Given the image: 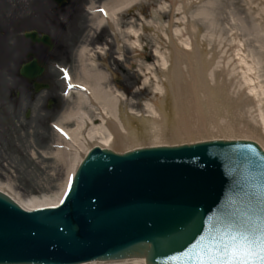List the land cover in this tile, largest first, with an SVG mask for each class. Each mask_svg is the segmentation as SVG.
Wrapping results in <instances>:
<instances>
[{
	"label": "water",
	"instance_id": "water-1",
	"mask_svg": "<svg viewBox=\"0 0 264 264\" xmlns=\"http://www.w3.org/2000/svg\"><path fill=\"white\" fill-rule=\"evenodd\" d=\"M204 36L199 48L175 42L180 47L168 51L162 92L154 95L161 94L160 116L127 118L122 128L107 121L106 144L118 152L194 143L124 153L94 146L58 207L24 210L0 191V264L127 257L177 264L170 256L195 264L197 253L244 238L264 191V150L244 140L259 142L245 127L249 95H232L226 77L206 81L217 49L200 47ZM34 66L20 73L36 75ZM209 138L244 139L195 142Z\"/></svg>",
	"mask_w": 264,
	"mask_h": 264
},
{
	"label": "rangeland",
	"instance_id": "rangeland-1",
	"mask_svg": "<svg viewBox=\"0 0 264 264\" xmlns=\"http://www.w3.org/2000/svg\"><path fill=\"white\" fill-rule=\"evenodd\" d=\"M144 22L143 36L139 29L144 51L137 49V45L131 47L130 65L138 68H127L124 75L108 73L103 82L112 93L119 94L117 107L124 115L129 110L140 115L152 114L156 87L164 81L165 72L161 58L153 52L168 51L170 35L177 42L173 29L178 30V38L198 33V41L205 35L200 47L217 49L218 68H222L229 88L246 83L247 78H254L256 89L260 83L264 88V0H174L173 4L172 0H147ZM140 23L142 20L135 17L127 26L137 30ZM27 27V0H0V188L24 204L34 198L54 199L65 187L77 144L62 136L52 124L70 130L75 126L74 118L65 117L76 110L78 92L68 85L82 77L81 68H51L61 106L56 114L45 113L40 104L47 90L30 94L19 74L26 58L23 33ZM260 99L263 108L255 111L256 122L264 110V95ZM79 109L87 113L92 124L99 123L96 106L83 102ZM248 122L255 121L246 112L245 123ZM81 136L76 138L80 140Z\"/></svg>",
	"mask_w": 264,
	"mask_h": 264
},
{
	"label": "flooded vegetation",
	"instance_id": "flooded-vegetation-1",
	"mask_svg": "<svg viewBox=\"0 0 264 264\" xmlns=\"http://www.w3.org/2000/svg\"><path fill=\"white\" fill-rule=\"evenodd\" d=\"M107 1L62 0L59 3L55 0H27V31L35 33V36L26 38L25 61L36 60L43 71L28 79L30 84L26 87L31 94L33 90L35 92L36 82L48 84L45 88L47 94L40 104L45 113L56 114L61 106L53 86L51 68H91L94 65L95 68L116 69L123 75L127 68H138L130 65L127 25L133 20L130 17L138 11L144 14L145 3H138L116 22L105 20L102 26L97 27L92 9L100 10ZM43 36L48 37L50 43L42 41ZM83 48L87 54L81 56Z\"/></svg>",
	"mask_w": 264,
	"mask_h": 264
},
{
	"label": "bare ground",
	"instance_id": "bare-ground-1",
	"mask_svg": "<svg viewBox=\"0 0 264 264\" xmlns=\"http://www.w3.org/2000/svg\"><path fill=\"white\" fill-rule=\"evenodd\" d=\"M140 0H108L104 4V9L106 12V17L111 18L113 21L117 18L118 15L128 10L131 6L136 4ZM174 0H172L173 3ZM166 5H163L164 9ZM179 8H182L181 6H178ZM187 10V8H186ZM155 21L159 22V17L156 15L153 16ZM105 19V16H101L97 18V24L101 25L103 24ZM129 33L134 36V42L133 45H137V37H138V31L129 29ZM172 34L174 35V38H177V43H183V44H189L194 45L195 39L192 40L191 36L186 37V35H183L182 37H177L178 34L177 29L172 30ZM193 35V33H191ZM169 38V36H168ZM169 51V50H168ZM168 51L165 53L154 51V55L161 58V68L166 69V63H167V57H168ZM220 60L216 61V67L213 69L209 77L206 79V81L214 80L218 78L224 77V72L222 71V68H218L220 65ZM81 78L74 80L73 82L70 81L72 85L75 86V91L78 92V96L76 97V110L70 111L66 113V117L68 119L74 118L75 120V126L70 129H66L65 127L58 126L59 130L61 129V135L70 137V141H73V143L77 144V151L75 153V158L73 161L72 166L70 167L69 176L66 180V184L60 195L54 199H37L34 198L30 201L29 204H24L21 201H19L16 197H14L11 193L8 191H5L3 188H0L1 191L5 192L7 195H10L11 198L15 200L21 208L25 210H33L43 207H54L59 203L61 200L64 192L68 188V185L71 181V178L73 176L74 171L76 170L77 165L83 158V155L89 150V148L92 145H99L101 147L108 148L106 144V136H107V121L122 128L125 121L128 117L120 115L117 110V101L120 99L119 94H114L110 91L109 88H106L103 86V82L106 81V73L98 70L97 68H82L81 69ZM165 75V72H164ZM229 78H231L230 74H228ZM248 81L244 84H234L230 91L233 95H249L248 97V104L252 103V106L247 107V112L251 115H253L254 118V124L253 123H245V127L259 140V144L264 148V110L263 113L260 115V121H257V118L255 116V111L260 110L263 108L261 106V95H264V88L263 85L260 83L258 89H256V84L254 81V78H247ZM163 87V82L158 83L156 87V93H161ZM86 102L87 104L90 103L93 106H96L98 109V116H99V123H93L90 121L89 116L84 111H81L79 109V106ZM248 106V105H247ZM258 107V108H257ZM131 112H134L131 110ZM151 112L152 114L150 116H160V105L158 102H154L151 105ZM139 114V113H136ZM67 121V120H66ZM90 124V125H89ZM89 127L86 134H82L86 128ZM65 133L67 135H65ZM78 137L82 135L81 139H77ZM60 136V137H62ZM56 152H59L58 150ZM79 264H143V259L139 257L135 258H128V259H122V260H110V261H92V262H86V263H79Z\"/></svg>",
	"mask_w": 264,
	"mask_h": 264
},
{
	"label": "snow or ice",
	"instance_id": "snow-or-ice-1",
	"mask_svg": "<svg viewBox=\"0 0 264 264\" xmlns=\"http://www.w3.org/2000/svg\"><path fill=\"white\" fill-rule=\"evenodd\" d=\"M68 87L71 88L73 85L69 83ZM61 131L63 130L61 129ZM65 135L67 134L65 133ZM249 163L252 161L249 160ZM261 186L264 188V181ZM253 199L256 197L254 196ZM244 227L246 232L243 239L238 236L233 237L231 242L225 244L222 249L214 250L211 255L197 253L195 264H264V191L259 196L254 223H248ZM248 233H251L253 238H250ZM203 239L204 237H201V240ZM209 239L211 238L209 237ZM237 241L239 242L237 243ZM196 247L198 245H193V248ZM193 248L188 249L183 255L189 256ZM169 260L180 264L181 257L170 256Z\"/></svg>",
	"mask_w": 264,
	"mask_h": 264
}]
</instances>
